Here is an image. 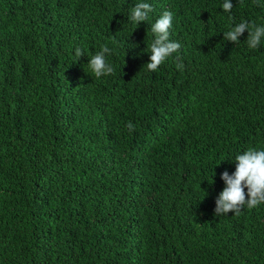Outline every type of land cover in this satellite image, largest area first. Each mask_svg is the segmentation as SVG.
<instances>
[{
    "label": "trees",
    "instance_id": "obj_1",
    "mask_svg": "<svg viewBox=\"0 0 264 264\" xmlns=\"http://www.w3.org/2000/svg\"><path fill=\"white\" fill-rule=\"evenodd\" d=\"M138 2L0 0V264H264V203L214 213L220 174L264 148V40L223 35L264 26V0H143L137 26ZM164 10L182 47L153 72Z\"/></svg>",
    "mask_w": 264,
    "mask_h": 264
},
{
    "label": "clouds",
    "instance_id": "obj_2",
    "mask_svg": "<svg viewBox=\"0 0 264 264\" xmlns=\"http://www.w3.org/2000/svg\"><path fill=\"white\" fill-rule=\"evenodd\" d=\"M233 7L232 0H224L222 4L224 11L231 12ZM153 11L154 8L150 3L141 0V2L136 3L131 8L128 19L138 26L140 22L148 21ZM173 18L171 11L164 10L156 21L151 24V32L154 38L151 44L148 45L151 53L147 63L149 71H157L160 65L171 57L173 53H178L182 47L179 41H174L170 38ZM245 30L248 33V47L258 49L261 41L264 40V26H258L246 20L235 24L228 31H225L223 33L224 39L238 43ZM111 52L112 50L107 44H104L100 50L89 57L88 66L97 79L115 72L114 67L108 62L106 57V54L110 55ZM84 55L85 51L80 47H76L75 56L77 61ZM176 68L180 71L184 69V64L179 57L176 58ZM126 127L129 132L134 131L135 128L131 121L126 124ZM232 160L235 161V171L230 174L227 170H224L220 174L225 187L215 199L214 213L217 216L227 215L230 211L234 215L239 216L245 207L253 209L264 203V148L249 147L242 153L237 154Z\"/></svg>",
    "mask_w": 264,
    "mask_h": 264
}]
</instances>
